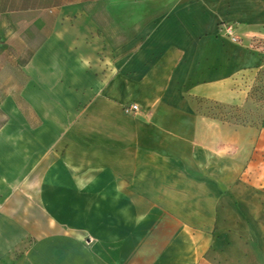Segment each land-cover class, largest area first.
<instances>
[{"label":"crops","instance_id":"obj_1","mask_svg":"<svg viewBox=\"0 0 264 264\" xmlns=\"http://www.w3.org/2000/svg\"><path fill=\"white\" fill-rule=\"evenodd\" d=\"M215 1L127 40L116 19L111 65L78 25L38 50L0 131V264H264V133L195 109L230 103L252 62L221 52L217 23L237 9Z\"/></svg>","mask_w":264,"mask_h":264},{"label":"rangeland","instance_id":"obj_2","mask_svg":"<svg viewBox=\"0 0 264 264\" xmlns=\"http://www.w3.org/2000/svg\"><path fill=\"white\" fill-rule=\"evenodd\" d=\"M191 1L0 0V131L8 124L5 112L8 89L19 93L22 86L31 82V73L35 71L32 65L34 58L56 32L61 39L71 42L78 34L74 25L81 26L82 36L86 30L91 40L102 45V55H107L111 65L117 49L110 47L112 36L106 28L115 24L116 19L125 26V32L119 33L127 40L132 38L133 23L135 29L138 24L143 28L158 23L170 12L186 7ZM215 2H227V9L234 5L237 9L235 18H223L217 23L215 37L221 43V52L228 50L237 59L245 56L252 62L246 66L237 64L231 74L234 97L230 103L197 99L194 102L196 112L264 133V0ZM108 8L118 15L107 12L105 9ZM229 26L233 27L232 35L227 33ZM146 35L142 33V36ZM14 97L20 104V95ZM220 165L222 173H226L229 167L234 169L235 177L242 170L241 166L228 161H220ZM262 177L263 180L261 176L254 175V183L259 189L260 199L264 200ZM221 178L224 181L228 176L222 174Z\"/></svg>","mask_w":264,"mask_h":264},{"label":"built area","instance_id":"obj_3","mask_svg":"<svg viewBox=\"0 0 264 264\" xmlns=\"http://www.w3.org/2000/svg\"><path fill=\"white\" fill-rule=\"evenodd\" d=\"M227 33H229V34H233V27L232 26H229L228 28H227ZM138 106L137 105H131L130 107H127L126 108V112H135V111H138Z\"/></svg>","mask_w":264,"mask_h":264}]
</instances>
